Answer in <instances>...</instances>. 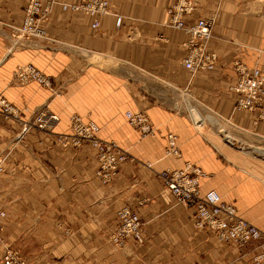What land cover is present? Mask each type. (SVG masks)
I'll return each instance as SVG.
<instances>
[{"label": "crops", "instance_id": "1", "mask_svg": "<svg viewBox=\"0 0 264 264\" xmlns=\"http://www.w3.org/2000/svg\"><path fill=\"white\" fill-rule=\"evenodd\" d=\"M53 1L46 37L18 39L29 0H0V94L24 120L44 107L60 115L52 130L23 134V123L0 110V206L8 214L0 254L9 245L29 264H252L256 243L240 248L195 228L194 209L178 204L158 173L199 166L201 193L216 189L264 232V116L234 112L239 94L232 89L236 61L264 72V0H196L188 22L216 19L209 49L218 64L204 72L183 64L189 35L170 25L175 0H109L122 25L106 15L98 28L93 16L63 8L81 0ZM28 63L51 78V88L13 78ZM130 110L146 112L155 134L131 126ZM74 113L95 121L98 136L132 158L112 182L97 177L88 142L74 148L58 141ZM170 132L180 157L166 154ZM124 206L144 222L142 244L110 240Z\"/></svg>", "mask_w": 264, "mask_h": 264}, {"label": "built area", "instance_id": "2", "mask_svg": "<svg viewBox=\"0 0 264 264\" xmlns=\"http://www.w3.org/2000/svg\"><path fill=\"white\" fill-rule=\"evenodd\" d=\"M53 0H29L25 8V18L18 28L16 37L28 39L45 38L44 24L50 16ZM196 0H175L168 8L171 16L170 25L184 30L189 39L185 43L187 55L183 60L186 68L192 72L214 70L218 64V53L209 49L213 38L216 19L213 16L200 17L188 22L186 16L191 15L197 8ZM65 10L81 11L93 16L92 26L98 28L101 18L106 15L116 17V25H122L123 16L116 12L109 0H81L77 4H63ZM237 72L232 89L239 94L233 106L234 112L259 110L264 116V72L257 66L248 67L240 61L234 63ZM13 78L26 84L35 82L46 88L52 85L51 78L34 64H21L14 72ZM0 110L4 117L13 118L23 123V134L36 127L41 130H52L60 121L59 114L48 107L38 110L31 120H24L18 108L4 96H0ZM126 117L131 126L136 128L142 136L155 134V128L149 115L143 111H127ZM71 132L58 134V141L64 147L80 148L88 142L95 150L98 160L97 177L108 184L114 180L120 166L132 159L128 152L114 141L103 140L98 136L99 125L92 120H84L80 115L71 118ZM22 134V135H23ZM166 154L180 157L182 152L178 135L170 132L166 136ZM6 156L0 154V174L5 171ZM202 169L186 162L183 168L165 169L158 173L164 189L170 192L178 204L194 209V226L213 232L223 242H230L243 248L256 243L260 252L252 257L253 264H264V232L255 224L242 218L237 207L222 199L216 189L201 193ZM145 200H139L143 206ZM7 211L0 206V242L4 241L3 233L7 226ZM117 225L110 236V240L118 247L125 246L130 240L142 244L144 237V222L139 212L124 206L116 212ZM0 264H29L18 249L6 245L0 254Z\"/></svg>", "mask_w": 264, "mask_h": 264}, {"label": "rangeland", "instance_id": "3", "mask_svg": "<svg viewBox=\"0 0 264 264\" xmlns=\"http://www.w3.org/2000/svg\"><path fill=\"white\" fill-rule=\"evenodd\" d=\"M22 38L25 39V37H22ZM20 65H21V64H20ZM18 66H19V65H18ZM18 66H17V67H18ZM17 67H16V68H17ZM14 72H15V70H14ZM30 83H31V82H30ZM50 88H51V87H50ZM0 96H2V95L0 94ZM55 113H56V112H55ZM145 113H146V112H145ZM57 114H58V113H57ZM75 114H76V115H80V114L74 113V114L71 115V118H72V116L75 115ZM147 115H148V114H147ZM59 116H60V115H59ZM80 116H81V115H80ZM81 117L83 118V116H81ZM83 119H84V118H83ZM84 120H86V119H84ZM89 120H90V119H89ZM86 121H87V120H86ZM92 121H93V120H92ZM94 122H95V121H94ZM71 123H72V121H71V119H70V132H71ZM95 123H96V122H95ZM99 130H100V129H99ZM70 132H69V133H70ZM98 133H99V132H98ZM101 139H102V138H101ZM103 140H104V139H103ZM107 141H108V140H107ZM119 146H120V145H119ZM124 150H125V149H124ZM252 264H253V262H252Z\"/></svg>", "mask_w": 264, "mask_h": 264}]
</instances>
